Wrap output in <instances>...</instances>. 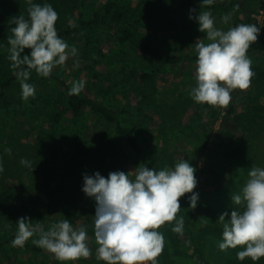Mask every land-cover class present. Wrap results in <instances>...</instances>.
I'll list each match as a JSON object with an SVG mask.
<instances>
[{
  "label": "trees",
  "instance_id": "obj_1",
  "mask_svg": "<svg viewBox=\"0 0 264 264\" xmlns=\"http://www.w3.org/2000/svg\"><path fill=\"white\" fill-rule=\"evenodd\" d=\"M87 1L81 0V3L85 4ZM163 1L148 0L145 8L148 9L152 4H158ZM187 1L190 5L201 10L210 8L221 12L234 9L237 4V0H214L211 6H201L202 0ZM1 6L2 1L0 0V34L2 32ZM259 7L264 10V0L259 1ZM125 21L126 12L124 8L113 1H105L86 19L80 18L68 24L65 28L57 25L55 27L60 38L64 41L70 40L72 42H78L79 34L86 29H101L116 45L120 47L127 46L133 54L147 57L155 63L156 66L150 71H138L123 65L120 69V74H122L120 80H116L118 76V73L115 74L116 70L113 75L107 74L106 80L110 85H113L114 81L121 83L126 97L132 94L135 97L136 104L149 105V111L152 110L150 116L153 114V116L157 117L158 126L155 133L159 138H163L162 144L164 148L161 153L157 154L156 159L163 155L162 161L167 162L169 165L176 164L184 159L197 170L198 164L203 160L202 158L210 152L212 158H215L202 162L204 168L200 169L203 183L213 188L209 190V195H216L215 193L218 192L216 187L220 183L219 180L223 176L222 172L226 164L231 171L230 174L235 173L238 166H250L249 168L252 166H263L264 151L261 153V158L257 157L255 146L241 148L245 136H235L237 135L238 126H241L242 132H246L247 128H249L250 131L255 133L256 138L259 131L264 127V109L248 107L244 113L239 114L236 113L232 103L226 108L199 104L192 99L191 91L182 92L179 87H176L175 93L166 95L165 101L159 100L157 102L155 95L158 94V90L153 84L155 77L158 76V68L180 63L196 64L197 54L160 53L141 37L137 36ZM242 22L244 24H255L260 29L258 40L250 46L247 55L263 56L264 25H260L251 16L250 9L245 8L243 9ZM87 41L89 40L87 39ZM88 54L87 50L83 51L78 54V58L84 61ZM127 59L129 60V58ZM125 69L128 70L127 73H124ZM34 72L36 71L31 70L30 77ZM262 74L261 77H257L262 79L261 81L253 77L254 83L252 87L258 86L259 82L264 81V73ZM50 76L55 78L52 73ZM16 82L20 83L12 68L0 78V108L4 111L13 108L16 112L20 109L23 111L27 110L30 106L32 116L29 115L30 117L26 119L27 122L37 121L36 118L38 117H36L37 113H35L37 110L44 116L45 111L48 109L52 111L53 109L52 112L48 111L47 114H50L48 122L52 125V142L57 145L51 148L53 153L49 157L47 151H44L45 143L43 141L40 139L26 141V138L21 134L19 135L18 132L14 135L12 133L7 135L1 145L5 163H3L4 171L0 173V179L18 182L21 198L16 208L13 206L4 207L3 202H0V227L3 229L5 227L7 230V232L0 233V264H15L13 248L40 254L44 260L49 259L50 261L51 258L53 260L51 264H64L65 262L58 261L54 255L52 257L46 255V250L30 241H27L23 247L12 246V241L17 232H10V230H12L11 228L20 216L26 215L24 218H28L33 222V220L37 219V215L41 214L42 210L45 211L44 215L70 214L73 218H76L77 215H86L88 234L94 233L93 222L96 204L94 198L88 197L82 191L84 175L91 174V169L94 166L99 164L103 166L104 161L107 162L108 157L112 158L115 152L118 151L115 149L117 142L125 150L120 151L122 156L123 152L132 153L138 161L140 160L141 166H147L149 169H157V165L154 159H148L147 156L143 155L139 139L127 126L122 124L119 113L115 110L108 108L104 104L97 103L82 92L79 95H69L71 87L65 83L63 84L66 88L67 96L63 100H59L54 107L42 106L41 99L39 102L40 95L29 97L30 101L28 102L21 100L22 95H17L14 97V101L11 96L13 95ZM141 85L150 87L148 93L139 89ZM150 85L153 86L152 89ZM167 100L168 102H166ZM84 112L94 113L106 123L104 133L96 135L93 139L82 138V140L78 139L79 141H77L72 135L70 139L68 137L69 130L63 125L65 118H76ZM148 119L150 120V118ZM216 125H218V129L215 130ZM6 149H11L10 155L6 152ZM62 151L65 154L61 153ZM67 154H71L70 158H66L65 155ZM61 155H64V157H61ZM239 156H242V159L239 160ZM22 158L31 162V168L21 165L20 160ZM86 158L88 159L85 160ZM236 163H238V166H236ZM112 164L116 167L118 163L113 160ZM165 166V164H162L159 168ZM117 171L126 173L122 168L116 169L114 172ZM21 178H24L25 181L19 180ZM42 178H44V185L40 184L42 183ZM241 178L240 175H234L228 180L223 189L227 198L231 197L232 193L239 192V188H241L239 180ZM233 179L236 181L234 182ZM37 186L40 190V198L30 199L32 191L37 190ZM1 188L2 184L0 185ZM196 193L198 194V203L195 209L190 208L188 200L190 193L180 198L181 209L177 218L180 216L184 218L182 235L172 231L174 224H166L159 229L164 236L165 243L162 254L157 258V264H184L188 260L192 261L191 256L181 252L182 246L180 245L182 240L180 238L190 235L192 222L197 224L204 222L205 225L198 231L200 234L197 237V246H195L196 240H192L196 250V264H209L206 260L208 258L216 259L217 264H264V258L256 262H253L250 258H245L239 262L231 248L227 251H220L215 248L213 240L211 241V236L221 239L223 229L217 227L215 223L204 221L205 217L203 215H211L212 211L210 212L209 202L204 197L206 196L204 190H196ZM221 204L218 211L220 215L226 211L230 215L233 208L237 210L241 208L243 211L241 206L233 204L232 208H228L223 202ZM40 221L41 224L46 223L47 227L50 224L48 217L42 218ZM207 238L210 240V245H208L209 241H207ZM96 249L92 247L91 257L87 260H78L79 264H105V262L96 259ZM205 249H207L206 259L203 256L204 254L201 253Z\"/></svg>",
  "mask_w": 264,
  "mask_h": 264
},
{
  "label": "clouds",
  "instance_id": "obj_2",
  "mask_svg": "<svg viewBox=\"0 0 264 264\" xmlns=\"http://www.w3.org/2000/svg\"><path fill=\"white\" fill-rule=\"evenodd\" d=\"M27 2V19L23 14L9 21L15 27L10 29L7 43L9 60L14 75L20 82L22 99L27 101L35 96V88L26 81L31 70L41 77H49L53 69L66 63L69 56H77V49L58 35L55 27L58 13L50 4ZM214 0H202L201 6H211ZM238 5L235 6L238 9ZM235 10V9H234ZM195 12V9L190 10ZM204 39L195 43L196 86L191 90L192 99L199 104L226 108L231 102V92L246 91L251 86L252 61L247 55L250 46L256 43L260 29L255 24H238L228 30L216 27L210 11H200L195 17ZM231 13L221 17L227 24ZM207 41L205 43L204 41ZM30 49V55H21ZM75 67L79 62L74 63ZM84 81L73 82L69 95H79ZM10 155L11 149H6ZM21 165L31 168V162L20 160ZM4 171L0 162V173ZM196 169L186 160L176 163L174 169L165 167L156 171L147 166L135 170L111 172L103 177L99 172L94 176L84 175L82 191L94 198V239L98 245L96 259L105 264H157L162 254L165 239L159 231L166 224H174L172 231L183 234L184 218L178 217L181 209L180 198L189 197L190 208L195 209L198 194ZM232 204L241 206L219 216L222 225L221 251L237 247L243 250L237 258L253 262L264 258V167L252 166L248 179L238 193H232ZM18 231L12 241L13 247H23L34 235L32 243L61 262L89 259L88 232L85 226L73 227L63 219L45 230L40 223L33 224L28 218H20Z\"/></svg>",
  "mask_w": 264,
  "mask_h": 264
},
{
  "label": "rangeland",
  "instance_id": "obj_3",
  "mask_svg": "<svg viewBox=\"0 0 264 264\" xmlns=\"http://www.w3.org/2000/svg\"><path fill=\"white\" fill-rule=\"evenodd\" d=\"M1 1L2 32L0 34V78H2L3 75L11 69V61L8 58V48L10 45H8L7 39L12 35L10 29L15 27V25L10 24L9 21L12 17H17L20 14H23L27 19L28 7L26 0ZM105 1H113L123 7L126 12L125 23L130 25L133 32L137 36L141 37L145 42L157 49L160 53L196 54L195 43L199 39H204L205 34L199 31V24L196 19H190L189 17L190 15L192 17L197 16L200 11H210L216 21V27L225 31L230 27L243 23L244 8L250 9L251 16L256 19L258 23L262 24L264 21L261 16L262 10L259 7L260 0H237L236 6H239L238 9H230L227 12H221L210 8L201 10L199 8H195L193 5H190L187 0H164L161 3L152 4L148 9L145 8L148 0H88L85 4H82L81 0H32L33 3L40 4L41 6L44 4H50L58 13L59 19L56 22V25L62 28H65L68 24H71L80 18L86 19ZM192 9H195V12L190 11ZM229 13H231L230 21L227 24L222 23L221 17ZM87 39L89 41H87ZM65 42L69 45V49L72 46L76 47L77 56L72 57L70 55L64 65L55 67L52 71V75H54L55 78H52V76L41 77L34 72L27 82L34 86L35 97L40 95L39 102L41 99L42 106H46L48 108L54 107L59 100L66 98L67 93L63 83L72 87L73 82L82 80L85 83V87L81 92L92 98L97 103L104 104L108 108L119 113L122 124L127 126L137 136L143 155L147 156L148 159H154L158 171L164 169L165 167L174 169L175 163L169 165L167 162L162 161L163 155H160L156 159L157 154L163 151L162 149L164 146L162 143L164 140L163 138H159L155 133L158 126V120L156 116H153V114L150 116L152 110L149 111V105L143 106V104H136L135 97L132 94L127 95V97L124 95L121 83L114 81L113 85H110L106 80V77L108 75H113L115 70V74L118 73L116 80H120L122 77L120 69L123 65L127 68H133L138 71H150L156 66L155 63L150 61L147 57L139 54H133L127 46L120 47L116 45L101 29L97 28L84 30L79 34L78 42H72L70 40H65ZM204 42L207 43L206 40ZM86 50L89 54L86 56L84 61H81L78 58V54ZM30 51V49H25L21 55H30ZM248 56L252 61V71L254 73L253 77H255L258 81H261L262 79L257 77H261L263 75L262 73H264V55L249 54ZM127 58H129V60ZM76 61L79 62L78 67L74 66ZM195 69L196 64L191 65L187 63L159 67L158 76L155 77V82L153 84L158 90V94L155 95L157 102L159 100L165 101L166 95H169V93H175L176 87H179L182 92L184 91L187 93L188 91H191L196 86ZM127 72L128 70L125 69L124 73ZM253 77L251 78V86L246 91L235 90L231 92L232 99L230 103H232L236 113L242 114L248 107H252V109H264V81L259 82L258 86L252 87L254 83ZM152 88L153 86H151V89ZM139 89L148 93L150 87L141 85ZM17 95H22L21 86L18 82H16V85L14 86L13 95L11 96L12 99L14 100V97ZM21 100L25 101L23 99ZM28 101H30V98H28L27 102ZM166 102H168V100ZM48 111L50 110L48 109L45 111V115L43 116L41 112L37 110L35 112L37 113L36 117H38L36 118L37 121L27 122L26 119L32 116L30 106L27 110L23 111L20 109L16 112L13 108L8 111H4L0 108V162H2V164L5 163V158L1 152V145L4 143L3 141L7 135L11 133L14 135L16 132H18L19 135H23L26 138V141H32L34 139H40L43 141L45 143L44 151H47L49 157L51 156L53 153L51 148L55 147L57 144L52 142V125L48 122V119H50V114H47ZM63 125L69 130L68 137L71 139L72 135L77 141L82 140V138L93 139L96 135L104 133V128L106 127V123H104L99 116L91 112H84L81 116L76 118L66 117ZM216 129H218V125L215 126V130ZM247 129L248 130L246 132H242L241 126H238L237 135L235 137L245 136L241 148L255 146V154L257 157L261 158V153L264 151V127L261 131H259L256 138L255 133L250 131L249 128ZM122 147L123 146L117 142L115 149L118 151L115 152L112 158L108 157L107 162L104 161L103 166L100 164L98 166H94L91 169L92 175L90 173H88V175L94 176L96 172L104 171L100 172V174L102 173V176L107 178L109 173L114 172L116 169L122 168L126 171V173H128L135 170L139 165L141 166L140 160L138 161L132 153L123 152L122 156L120 151H125ZM168 150L170 151V149ZM61 153H63V151ZM65 156L66 158H70L71 154H67ZM61 157H64V155H61ZM214 158L215 157L212 158L209 152L204 156V158H202V162L210 161ZM87 159L88 158L85 160ZM240 159H242V156H239V160ZM113 160L117 161V168L114 164H112ZM202 162L198 164V169L195 172L197 186L194 189V192L196 193V190L203 189L204 194L206 195L204 197H206L209 202L210 212H212L211 215H203L205 217L204 221L215 223L217 227L222 228V225L218 222L220 216L218 211L222 205L221 203L223 202V204L227 205L228 208H232L233 206L231 197L227 198L225 192H223L224 186L231 177L234 175H240L242 178L239 181L242 188L248 179L250 166H238V163H236V166L238 167L235 173L230 174L231 171L226 164L223 168V176L219 180L220 183H218V186L216 187L218 192L215 193L216 195H209L208 192L212 187L205 185L202 181L200 174V169L204 168ZM162 164H165L166 166L159 168ZM86 165L88 164L86 163ZM260 167H264V164ZM157 169L155 170L157 171ZM19 180H24V178ZM233 180L234 182L236 181L235 179ZM41 182L42 183L40 184L44 185V178L41 179ZM26 183L28 184V182ZM1 184L0 202H3L2 204L4 207H18V203L21 198L19 183L16 181L12 182V180L6 181L1 178L0 185ZM241 188H239V191ZM190 194L192 195V193ZM38 198H40V190L37 186V190L32 191L30 199ZM238 210L242 211L241 208ZM40 213L41 214L37 215V219L33 220L32 223L41 224L40 220L48 217V220L50 221L49 226L47 227L45 225L46 223L41 224L45 230H48L51 224L67 219L73 224V227L83 225L86 227L88 232L86 215H77L76 218H73L70 214L44 215V210ZM24 217H26V215L20 216V218ZM211 219L214 222L208 221ZM225 219H230V215ZM17 221L11 228L12 230H10V232L18 231V225L16 224ZM192 223L193 225L190 228V235L180 238L182 239L180 243L182 246L181 252L187 253L188 256L192 257V261L188 260L184 264H196L197 256L192 240H196L195 246H197V237L200 234L198 231L205 226L204 222L202 224ZM5 231L7 232L5 227L4 229L0 227V233H4ZM88 236L90 249H92V247L97 248L98 245L95 243L94 233L88 234ZM34 239H38V235H34L28 241L32 242ZM222 239V236L221 239L211 236V241L213 240V244L217 250H220L218 245L222 242ZM207 241H209L208 245H210V240L208 238ZM241 250L243 249L240 247L232 249L235 257H237V253ZM201 253L204 254L203 256L206 259L207 249L201 251ZM13 254L15 256V264H51L53 261L51 258L50 261L49 259L44 260L40 254L22 251L19 248H13ZM45 254L49 257H52L53 255L47 251H45ZM206 260L209 264H217L216 259L208 258ZM237 261L241 262L238 258ZM79 263L80 262L77 260L73 262H65L64 264Z\"/></svg>",
  "mask_w": 264,
  "mask_h": 264
},
{
  "label": "built area",
  "instance_id": "obj_4",
  "mask_svg": "<svg viewBox=\"0 0 264 264\" xmlns=\"http://www.w3.org/2000/svg\"><path fill=\"white\" fill-rule=\"evenodd\" d=\"M261 16L263 17V19H264V10H262L261 11ZM257 21V20H256ZM260 24V23H259ZM260 25H264V21H263V23L262 24H260Z\"/></svg>",
  "mask_w": 264,
  "mask_h": 264
}]
</instances>
